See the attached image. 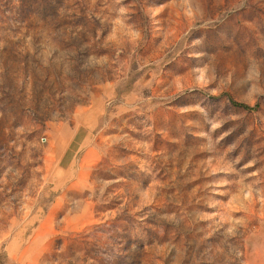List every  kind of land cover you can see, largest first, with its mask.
<instances>
[{"label":"rangeland","instance_id":"obj_1","mask_svg":"<svg viewBox=\"0 0 264 264\" xmlns=\"http://www.w3.org/2000/svg\"><path fill=\"white\" fill-rule=\"evenodd\" d=\"M0 264H264V0H0Z\"/></svg>","mask_w":264,"mask_h":264}]
</instances>
